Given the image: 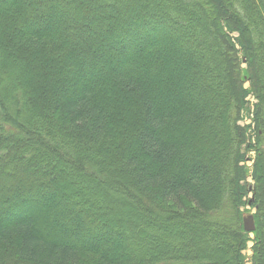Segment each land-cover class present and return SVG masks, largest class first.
I'll return each instance as SVG.
<instances>
[{
    "label": "trees",
    "instance_id": "16d2710c",
    "mask_svg": "<svg viewBox=\"0 0 264 264\" xmlns=\"http://www.w3.org/2000/svg\"><path fill=\"white\" fill-rule=\"evenodd\" d=\"M250 241L264 264V0H0V264H245Z\"/></svg>",
    "mask_w": 264,
    "mask_h": 264
},
{
    "label": "rangeland",
    "instance_id": "374dc122",
    "mask_svg": "<svg viewBox=\"0 0 264 264\" xmlns=\"http://www.w3.org/2000/svg\"><path fill=\"white\" fill-rule=\"evenodd\" d=\"M101 21V20H100ZM105 21V19H103L101 22H104ZM74 26V24H71L70 23V27H73ZM109 26V25H108ZM92 27H94V29L93 30H97V31H99L100 32V36L101 37H103V36H105V37H109L110 38V35L109 34H107L106 32H104L102 29H100L99 30V27L97 26V24L96 23H94L93 25H92ZM109 29H110V26H109ZM82 31V30H81ZM81 31H76V33H79L78 35H80V32ZM111 33V32H110ZM81 35H83V36H87V37H89L88 35H89V32H87V31H85V32H81ZM235 35H236V33H235ZM98 37V36H97ZM163 37V36H162ZM99 38V37H98ZM147 38H148V36H147ZM150 38L151 37H149L148 38V40H150ZM111 39H113V38H111ZM160 39V38H159ZM159 39H153V40H150L149 41V44L150 43H152V44H155V48H156V52H154V50H151V51H153V52H150L151 54L150 55H154V53L155 54H157V53H163L162 55H164L165 54V52H161V51H163V49H164V42H165V44H166V41H165V37L164 38H162L160 41H159ZM111 42H107L106 44H104L103 45V48L106 50V52L108 53L109 51H113V50H116L115 49V44L113 43L114 42V40H110ZM80 44H83V43H80ZM148 54V53H147ZM150 55H147V56H149L150 57ZM172 55H170V57H171ZM183 57H185V55H182L181 53H173V56L170 58V60H171V64H174V65H176V64H179L180 62L182 63L183 62ZM69 58V57H68ZM98 63H101L102 64V62H99L98 61ZM111 63L113 64V65H106V63L104 64L105 65V67H103V70L102 71H100V70H98V69H96V71L94 72L93 70H95L94 68H92L91 67V69H92V71H91V73L89 74V78H91V79H93V78H95V77H100V75H102V73L104 74L105 73V71L107 72V70H110V69H112V67L111 66H113V67H118V66H120V67H123L124 66V62H123V65L121 64V61H119L118 63L116 62V61H111ZM122 65V66H121ZM242 66H245V63H242ZM245 87H248V82H246L245 83ZM247 98H249L250 99V101L252 102L253 100H252V98L249 96V97H247ZM173 103H176L175 102V100L173 101ZM249 110H250V108H249ZM247 115H248V113H247ZM250 121V119H248V116L245 118H243V120L240 122V124L241 125H246L248 122ZM255 127L252 125V127H250V129L247 131V136H248V134H250L251 135V137H253V136H255ZM249 132V133H248ZM117 138V141L115 140L114 141V143H113V145L115 144V143H117V142H119V137H116ZM115 138V139H116ZM252 141H253V139H252ZM118 144V143H117ZM253 156L254 155H251V157H248V160H247V162L246 163H248V165L251 167V164L253 163ZM248 180L250 181V182H252V179L250 178V177H248ZM48 196V195H47ZM249 196H251V194L249 193L248 194V197ZM46 197V196H45ZM53 197V196H52ZM45 199H47V198H45ZM56 202H57V205L58 204H60V201H59V199H56ZM254 212H255V209L250 205V203H249V201L247 202V204L245 205V206H243V207H241V214L244 216V215H252L253 216V214H254ZM253 220H254V216H253ZM254 224H255V222H254ZM250 236H252L253 237V233H250L249 234ZM252 241H250L249 243H248V247H247V249L244 251L245 252V254H246V256H247V258H246V262H245V264H251L250 263V257H249V255L251 254V245H252Z\"/></svg>",
    "mask_w": 264,
    "mask_h": 264
},
{
    "label": "water",
    "instance_id": "95a60500",
    "mask_svg": "<svg viewBox=\"0 0 264 264\" xmlns=\"http://www.w3.org/2000/svg\"><path fill=\"white\" fill-rule=\"evenodd\" d=\"M242 220H243V228L245 231L252 232L255 229V224L252 215H244Z\"/></svg>",
    "mask_w": 264,
    "mask_h": 264
}]
</instances>
